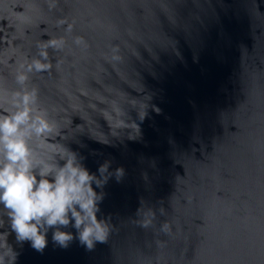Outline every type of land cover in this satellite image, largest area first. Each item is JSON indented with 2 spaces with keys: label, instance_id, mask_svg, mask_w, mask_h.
<instances>
[{
  "label": "water",
  "instance_id": "1",
  "mask_svg": "<svg viewBox=\"0 0 264 264\" xmlns=\"http://www.w3.org/2000/svg\"><path fill=\"white\" fill-rule=\"evenodd\" d=\"M60 38L28 82L55 129L35 150L125 175L107 243L10 235L16 264H264V0H0V93Z\"/></svg>",
  "mask_w": 264,
  "mask_h": 264
},
{
  "label": "clouds",
  "instance_id": "2",
  "mask_svg": "<svg viewBox=\"0 0 264 264\" xmlns=\"http://www.w3.org/2000/svg\"><path fill=\"white\" fill-rule=\"evenodd\" d=\"M65 31L71 32V25ZM73 43L79 47L84 41L76 37ZM64 44L63 38L50 40L38 60L17 70V88L0 93V264H16L19 253L9 243L10 235L17 245L28 242L42 253L49 231L54 245L67 248L76 239L88 251L98 243H107L111 231L110 217L98 218L99 205L105 185L113 178L119 182L124 168H112V161L105 160L96 172H90L76 152L39 155L34 147L55 129L47 111L38 105L37 89L28 87L30 74L48 69L46 48L62 49ZM151 110L160 112L158 108ZM148 111L140 116V122ZM149 224L145 220L141 227Z\"/></svg>",
  "mask_w": 264,
  "mask_h": 264
}]
</instances>
